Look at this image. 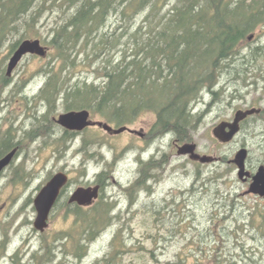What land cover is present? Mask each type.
Here are the masks:
<instances>
[{"label": "rangeland", "instance_id": "obj_1", "mask_svg": "<svg viewBox=\"0 0 264 264\" xmlns=\"http://www.w3.org/2000/svg\"><path fill=\"white\" fill-rule=\"evenodd\" d=\"M167 9L169 5L163 8L164 11ZM59 15L53 9H48L36 27L30 29L28 39H41L48 47V53L45 57L25 56L11 76L10 84L0 94V130L2 132L8 127L13 129L12 132L18 130L21 139L20 155L8 172L9 180L4 179L0 183V241L6 232L10 238L16 226L20 227V235L11 240L8 248L4 243L0 246V264H96L109 251L116 257L115 264H264V202H255V199L243 195L240 185L237 188L232 184L239 181L238 171L227 161L201 167L179 159L170 136L162 143H146L130 132L109 135L98 126L80 133L65 147L56 141L61 132L54 117L66 112L64 105L60 102L55 109L49 110L48 104L36 95L46 81V70L60 64L57 62L59 60L53 59L54 50L47 43L52 27L61 20ZM137 19L139 25L142 17ZM118 20L119 16L113 15L108 22L109 27H117L120 24ZM251 35L253 39L244 40L242 48L250 41L253 46L264 50V26L257 27ZM17 38L19 36L13 33L0 44V79L5 76L13 53L11 43ZM261 66H264V55L257 67ZM83 67L90 72L75 69L69 73L71 81L79 77H96L91 73V68ZM260 75H264V72L258 69L253 71L247 79L248 85L264 87ZM225 80L229 85L228 95L244 97L250 90V93L255 92L254 88L246 90L244 79H236L231 71L219 77L218 89ZM261 92L264 96V88L258 94ZM258 94L254 93L253 98ZM241 97L233 101L234 107L242 104ZM45 113L48 120L43 125L50 126L49 134L30 137L28 131ZM91 117L119 127L115 121L101 115L92 113ZM154 119V111L145 109L128 126L133 129L142 125L146 127V123L151 124ZM207 124L205 122V128L195 138L203 147L216 144ZM84 135L92 139L90 141L98 138V144L90 147L95 154L90 155L91 150L80 149ZM243 137L245 134L228 146L217 145L218 152L227 151L234 158L236 146ZM254 147L252 150L256 151L258 147ZM158 151L174 154L171 162L175 159L174 166L168 164L162 169L164 172L158 173L160 182L152 186L155 201L149 203V209L158 210L162 216H145L147 212L137 214L135 209L138 208L134 207L125 211L126 198L129 199L126 190L130 191L136 175L135 157L144 155L151 159ZM179 162L183 163L180 168L177 166ZM104 169L111 171V185L107 193H114V198L120 199L123 212L115 221L102 219L103 232L93 243L80 250L77 243H86L81 233L88 229L86 227L84 230L87 225L81 223L83 220L66 216L62 204L52 211L49 226L44 232L34 228L37 214L34 199L55 172L65 170L70 175L71 186L76 189L97 183L98 175ZM202 169L206 171L204 176L197 174ZM21 170L25 177L24 186H17ZM204 177L212 179L207 189L201 186ZM193 187L196 188L190 192ZM233 201L234 206L230 205ZM150 213L154 214L155 211ZM22 241L23 250L16 252L17 245H21ZM46 249L52 250L51 262L45 258ZM77 253L86 254L78 258Z\"/></svg>", "mask_w": 264, "mask_h": 264}, {"label": "trees", "instance_id": "obj_2", "mask_svg": "<svg viewBox=\"0 0 264 264\" xmlns=\"http://www.w3.org/2000/svg\"><path fill=\"white\" fill-rule=\"evenodd\" d=\"M166 5L169 9L164 11ZM48 9L61 17L47 42L60 64L46 70V81L36 95L49 110L61 102L65 111L89 109L124 126L142 110L151 109L159 114L160 132L178 134L189 124L182 125L181 109L203 88L216 86L222 74L231 71L248 85L253 71L264 72V66L257 67L264 50L250 41L244 49L241 46L264 26V0H0V44L16 33L19 38L10 46L14 51ZM113 15L119 16L120 24L112 29L108 22ZM138 17H142L139 25ZM83 66L96 77L71 81L69 73L75 69L90 72ZM260 77L264 80V75ZM9 82L1 77L0 94ZM45 120L47 113L33 123L28 135L49 134ZM78 135L55 139L65 147ZM90 140L84 135L80 149L92 151L98 138ZM203 180L201 186L207 189L210 180ZM81 223L88 229L81 233L86 243H77L80 250L104 229L99 213ZM46 250L45 258L51 262L52 250Z\"/></svg>", "mask_w": 264, "mask_h": 264}, {"label": "flooded vegetation", "instance_id": "obj_3", "mask_svg": "<svg viewBox=\"0 0 264 264\" xmlns=\"http://www.w3.org/2000/svg\"><path fill=\"white\" fill-rule=\"evenodd\" d=\"M5 76L11 81V76H7L6 73ZM217 85L214 86L213 88L212 87L203 88L193 101H191L190 103L185 105L186 107L184 106L181 109L180 116H181L182 125H186L187 121L189 124H188V128L187 127L185 128L184 126L179 128L178 134L175 132V130L160 132V130L157 129L158 127H156V123L158 122L159 119L158 117L159 114L155 111H154L155 119L151 124L146 123V127L142 125L134 129L132 128L133 130H135V132L131 134L136 135V137H138L139 139H141V141H144L146 143H153V142L162 143L166 137L170 136L172 138L171 140L172 146H174V148L176 149L177 154H178L179 146L185 143H194L196 153L202 156H209L213 160L203 162L200 159H193L189 154L187 155L178 154V158L180 157L179 159L184 160V162L185 161L193 162L201 167L210 166L218 162L224 163L225 161H227L228 164L231 167H233L234 170L237 171H238V166L235 162H233L234 158L230 157L229 154L226 153L227 151L218 152L217 145L228 146L233 142H235L240 135L245 134V137H243L239 145L236 146V152H235L236 155V153L240 149L242 148L247 149V156L244 161L245 174L243 178H239L238 182H234L232 184L234 186H237V188L240 185L241 188L243 189V195L250 197V199L252 198L253 200L255 199V202L258 201L264 202V194L262 195L259 192L251 191V185L254 181V176L261 167H264V96L261 95L262 92L258 94L259 90L263 89L264 87L256 86V85L254 86L247 85L245 87L246 90L249 91V89L254 88L253 91L255 92L250 93L251 92L250 90L248 94H246L244 97H241L240 95L227 94V90L229 88L227 80L222 82V86L219 89ZM254 93L258 95H255L256 97L253 98ZM239 97H241L240 101L242 104L238 107H234L233 101L238 99ZM250 110H252L253 112L247 113L240 119L239 121L240 130L232 138V140L228 142H224L214 135V129L220 124L225 125L226 131H229L230 127L228 125L236 120V117H238L237 116L238 111H240L241 114H243V112H248ZM57 117H54V121L56 122V124L60 129L61 135L63 134L70 135L72 133H83L86 130L84 129L83 131L79 132V131L67 129L57 123L56 121ZM205 122L206 124L208 123L206 127L212 130V137L216 143L215 145H210V147H203L200 141H195L196 140L195 138L198 137L199 131L205 128ZM198 124L199 127H197ZM12 126L14 127L15 125L13 124ZM90 127H96V125ZM100 128L103 129L102 127ZM12 130L13 129H9V127L4 131H2L3 133L0 130V160L3 157H5L8 153H10L12 150L16 149V153L12 161L0 172V183L4 179L9 180L8 172L16 164L21 151L20 134L18 135V130H15L14 132H12ZM104 131L107 132L106 130ZM109 135L112 134L109 133ZM254 146L258 147V149H255L256 151L252 150V147ZM165 154H166L165 152L158 151L156 156L152 157L151 159L149 157H145L144 155H141L140 157L139 156L135 157V163L137 165L135 171L136 175H135V180L131 185L132 187L130 188V191L126 190V195L129 196V199L126 198L127 207L125 211H129V207H131L132 209L134 207V208H138L135 209L137 214L138 212L139 213L147 212L145 216L154 215V218H159L162 216V214H160L158 210L155 209L150 210L149 203L155 201L154 199L155 194H153L152 186L160 182L158 173L162 172L163 171L162 169L166 168L168 164H170V166H174L173 162L175 161V159L173 162H171L174 154L172 153L171 154L168 153L166 155ZM182 164L183 163L179 162L177 166L180 168ZM202 171L198 170L197 174L198 175L201 174V176H204L203 174L206 173V171L203 169ZM58 172L66 173L69 179L67 184L63 186V188L61 189L60 195L57 201L55 202L51 210V213L53 210L57 208V206L62 204L63 207L62 209L66 214V216H72L73 218H76L81 221L89 219V215L91 213H99L102 219L108 222L115 221L116 219L121 217L123 209L121 207L122 203L119 201L120 199L114 198L116 197L114 193H107V190L110 187L109 185H111V183L109 182V177H110L109 174H111L110 171L104 169L100 173V178H98L97 183L94 184V185H99L100 196L99 198L94 200L93 203L90 205H80L77 201H71V195L78 187L75 189L73 185L71 186L70 175L65 170H58L50 177V179ZM15 173L17 174V172ZM14 179L16 181V175ZM204 179L207 180V177H204ZM24 180L25 177L24 175H22V170H21L20 173H18V178L16 182L17 186H19V184L24 186ZM211 181L212 179L210 180V183ZM153 205L155 206V204ZM144 207H148V209H144ZM151 211H155V213L154 214L150 213ZM13 232L14 233L10 235V238L9 236L6 235L7 232L4 233V236L0 241L1 247L4 244L7 248L10 246L11 240H13L15 236L20 235V227L16 226ZM109 240H107V242H109ZM23 244L24 241L21 242V245H17L15 249L16 252H20L23 250ZM77 257L83 258L82 253H77ZM115 260H116L115 255L113 254L112 251H109L96 264H115Z\"/></svg>", "mask_w": 264, "mask_h": 264}, {"label": "water", "instance_id": "obj_4", "mask_svg": "<svg viewBox=\"0 0 264 264\" xmlns=\"http://www.w3.org/2000/svg\"><path fill=\"white\" fill-rule=\"evenodd\" d=\"M252 37L253 36H251L250 39H252ZM47 53L48 47L42 43L41 39L37 38L23 40L10 56L6 68V75L12 76L13 72L25 56L30 54L45 57ZM251 112L253 111L250 110L241 114V112L238 111V117H236V120L228 125L230 127V130L226 131V126L220 124L214 129V135L224 142L232 140V138L240 130V119L247 113ZM56 121L58 124L67 129L79 132L94 125L102 127L104 130L111 134H120L125 131H128L130 133L135 132V130L127 125L115 128L108 122L93 120L91 118V112L89 109L70 110L63 112L59 114V116L56 118ZM15 153L16 149L12 150L0 160V172L12 161ZM178 154H189L193 159H200L203 162L213 160L209 156H202L196 153L194 143H185L179 146ZM246 156L247 149L242 148L236 153L233 159V162H235L238 166L239 178H243L245 174L244 161ZM68 179L69 178L66 173L58 172L40 189L39 193L34 199V205L37 214L33 225L36 230L44 232L49 226V216L51 210L60 195L61 189L67 184ZM99 189V185L79 186L71 195V201H77L80 205H90L94 200L99 198ZM251 191L259 192L262 195L264 194V167H261L254 176V181L251 185Z\"/></svg>", "mask_w": 264, "mask_h": 264}, {"label": "bare ground", "instance_id": "obj_5", "mask_svg": "<svg viewBox=\"0 0 264 264\" xmlns=\"http://www.w3.org/2000/svg\"><path fill=\"white\" fill-rule=\"evenodd\" d=\"M110 85H112V84H110Z\"/></svg>", "mask_w": 264, "mask_h": 264}]
</instances>
